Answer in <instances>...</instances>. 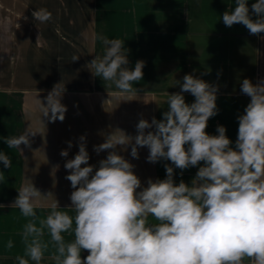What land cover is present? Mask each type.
<instances>
[{"label": "crops", "instance_id": "obj_1", "mask_svg": "<svg viewBox=\"0 0 264 264\" xmlns=\"http://www.w3.org/2000/svg\"><path fill=\"white\" fill-rule=\"evenodd\" d=\"M255 2L248 0L250 11ZM40 8L51 12L50 21H35L32 12ZM234 8L235 0H0V151L12 160L11 168L0 162V204L5 205L0 208V264H18L15 257L25 255L21 234L31 218L11 207L25 181L42 195H53L41 198V206L34 209L40 220L46 219L55 200L74 217L73 189L65 179L70 170L64 165L78 153L79 137L86 136L89 164L98 167L108 152L97 154L93 146L117 127L135 136L141 118L162 119L168 110L167 93L180 92L186 74L218 86L219 111L205 131L217 135V126L223 125L235 147L237 117L250 102L241 82L247 78L256 84L264 78V33L252 35L242 24L225 26L223 14ZM100 37L125 42L129 69L145 62L142 80L133 82L136 94H117L114 83L94 76L87 67L107 47ZM60 82L66 88L61 103L67 112L63 122L53 123L42 115L38 99L46 104L48 93ZM183 95L186 103L194 102L190 93ZM26 129L36 133L29 138L30 147L8 148L4 138L19 137ZM62 150H68L67 157L60 155ZM117 151L135 166L145 187L149 178L164 179V165H171L165 160L148 162L147 147L138 149V159L130 155L131 146ZM197 171L191 167L181 174L174 169V180L190 184ZM62 236L66 243L74 240L71 230ZM42 241L49 248L40 264H55L47 228ZM88 254L82 250V259ZM244 264L251 262L246 258Z\"/></svg>", "mask_w": 264, "mask_h": 264}, {"label": "clouds", "instance_id": "obj_2", "mask_svg": "<svg viewBox=\"0 0 264 264\" xmlns=\"http://www.w3.org/2000/svg\"><path fill=\"white\" fill-rule=\"evenodd\" d=\"M32 17L45 23L52 14L40 8ZM222 20L227 27L242 24L252 35L264 33V0L252 3L251 11L248 0H235L234 10L225 11ZM100 39L107 47L87 67L94 76L114 83L120 90L117 94H136L133 82L142 80L145 62L137 61L129 69L125 42ZM180 88L167 93L163 118L153 117L151 122L141 118L135 136L118 127L104 135V142L93 146L97 154L108 152L98 167L89 164L86 136L79 137L78 153L64 165L70 170L65 179L73 189L74 217L60 210L55 200L46 219L40 220L34 209L41 206V198L53 195H42L25 181L11 205L31 218L21 234L25 255L15 257L18 264H40L44 259L49 248L42 241L45 228L55 248L50 257L55 264H244L246 258L251 264H264V78L256 84L247 78L241 82V92L250 102L237 117L235 147L223 125L217 126V135L205 131L219 111L218 86L186 74ZM65 92L60 82L48 93L46 104L38 99L42 115L50 122L65 119L67 107L61 103ZM183 93H190L194 102L186 103ZM35 134L26 129L19 137H5L4 143L10 149L30 147L29 138ZM67 143L70 149L72 142ZM128 146L135 159L138 149L147 147L148 162L170 161L171 165H164L166 177L149 178L142 186L135 166L117 151H127ZM68 154V150L60 152L62 157ZM0 162L4 168L12 167L3 151ZM191 167L198 171L190 184L183 180L177 184L174 169L182 174ZM70 230L74 240L66 243L62 233ZM7 247H12L11 241ZM82 250L89 253L83 259Z\"/></svg>", "mask_w": 264, "mask_h": 264}]
</instances>
